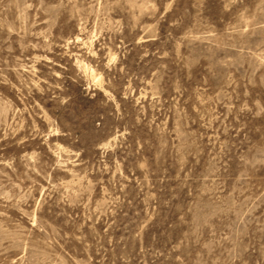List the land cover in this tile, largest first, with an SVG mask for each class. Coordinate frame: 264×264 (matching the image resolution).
<instances>
[{"label": "rangeland", "instance_id": "374dc122", "mask_svg": "<svg viewBox=\"0 0 264 264\" xmlns=\"http://www.w3.org/2000/svg\"><path fill=\"white\" fill-rule=\"evenodd\" d=\"M0 264H264V0H0Z\"/></svg>", "mask_w": 264, "mask_h": 264}]
</instances>
